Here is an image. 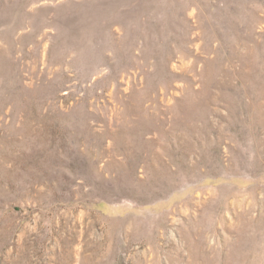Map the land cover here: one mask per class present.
Segmentation results:
<instances>
[{
  "label": "rangeland",
  "instance_id": "1",
  "mask_svg": "<svg viewBox=\"0 0 264 264\" xmlns=\"http://www.w3.org/2000/svg\"><path fill=\"white\" fill-rule=\"evenodd\" d=\"M0 264H264V0H0Z\"/></svg>",
  "mask_w": 264,
  "mask_h": 264
}]
</instances>
